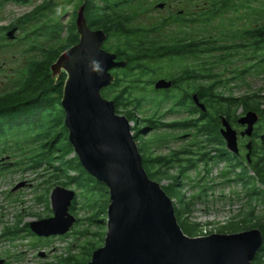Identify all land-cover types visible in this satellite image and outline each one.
Listing matches in <instances>:
<instances>
[{"label": "rangeland", "instance_id": "1", "mask_svg": "<svg viewBox=\"0 0 264 264\" xmlns=\"http://www.w3.org/2000/svg\"><path fill=\"white\" fill-rule=\"evenodd\" d=\"M45 1H50L49 5H43ZM80 1L30 0L28 3H21L16 0H0V96L15 93L31 86L40 76L52 74L50 65L68 46L66 38L72 30L70 21L74 19V14L81 6ZM94 1L99 4L105 2ZM109 1L114 3L117 0ZM213 1L119 0L118 5L113 7L116 13L129 15L130 18L122 29L124 31L111 29L103 46L108 51L121 49L125 54L133 55L137 61L132 63H140L143 68H132V71L120 68L112 72L114 78H119V81L117 85H112L107 90V96L118 93L126 85L134 86L125 78L137 81V88H130V96L133 94L132 97H139L140 105L138 108L123 105L118 111L119 114L127 112L130 117L132 133L136 136L135 141L139 137L153 139V146L155 145V148L151 149L153 155H165L168 154V150L189 147L195 152L192 156L198 157L204 150L199 147L204 143L188 146L194 139V130L184 123L181 124L183 120L193 116L186 110H176L179 108L173 106L175 111L168 113L169 107L173 105L169 100L159 107L152 106L151 100H154L156 95H153L148 80L166 78L179 69L192 67L202 73L203 77L181 83L179 90L191 88L195 84L209 83L211 81L208 77L209 72L215 73L217 79L221 80L222 88L225 89L222 91L223 95L229 94L239 98L259 91L264 93V66L263 70H260L258 69L260 65L254 64L255 67L240 71L259 57L251 55L248 48L219 50L218 58L216 52L207 51L194 55H173L168 50L174 47L165 46L168 44L166 42L180 38L199 39L208 35L219 37L218 40L221 42L223 34L226 36L232 31L238 34L246 27L264 22V0H229L217 14L211 15L207 10L211 8ZM162 2L164 5L159 7ZM199 13L203 15L198 18ZM23 18L26 21L19 25L14 38H9L7 28L21 22ZM189 18L197 19L187 21ZM52 26L55 30L53 33L44 29ZM136 40L147 42L146 46L141 47L138 52L131 53L129 46L136 45ZM243 52H249L246 55L248 59L243 57ZM63 73L66 75L65 72H61L57 78ZM57 78L51 75L53 81ZM219 88L221 86L218 87V91ZM230 106L232 110H237L238 115H242V108L237 106V101ZM64 116L65 114L55 126L51 139L56 135L68 136ZM147 118L164 124L153 128ZM238 126L237 123L233 124V127ZM254 127H258V133H264V123L256 122ZM11 130L15 131L0 138V260H2L0 264H46L68 253L78 254L79 246L86 245L89 240L102 238L99 241L102 245L109 200L106 202L100 197L97 198L98 195L89 197L88 194L81 193L82 189L69 182L66 172L57 174L54 169L61 159L72 157L74 151L69 153L68 147L57 139L52 147L49 140L47 145L39 150L38 142H29L19 136V145L16 146V137L13 134L20 128L13 127L9 131ZM242 140V144H246L247 139ZM238 149L244 157L246 148L242 145L238 146ZM40 151L45 155L42 165L31 168L30 162L40 157L37 156ZM229 157L232 158L231 155ZM3 162L7 164L3 166L1 164ZM229 162L234 163L232 160ZM166 170L170 177L160 176V181H155L161 185L174 181L173 192L169 195L174 205L177 204L178 197L183 202H190L189 213L186 215L189 217L188 220L202 224L197 236L247 230V225H242L238 231L232 226L235 221L244 218L250 211V205L240 181L235 179L229 181L235 178L233 173L237 172L229 167V163L213 159L207 163L198 161L195 167L182 174L178 164H172ZM249 173L253 174L251 171ZM62 182H66V185L60 184ZM57 185L75 191L76 203L70 212L78 220L63 235L37 236L31 233L28 227L26 229V224L52 215L50 193ZM253 204L252 202V206H255L254 214H264V206L260 202ZM86 229L89 233L83 234Z\"/></svg>", "mask_w": 264, "mask_h": 264}, {"label": "water", "instance_id": "2", "mask_svg": "<svg viewBox=\"0 0 264 264\" xmlns=\"http://www.w3.org/2000/svg\"><path fill=\"white\" fill-rule=\"evenodd\" d=\"M83 7L75 18L77 42L50 70L55 78L66 73L60 104L73 151L86 172L108 190L103 244L92 251L87 264H251L263 242L258 228L204 236H189L180 228L171 197L143 167L130 121L101 94L114 80L111 70L127 62L103 48L107 35L89 27ZM16 30L12 27L7 36L14 38ZM170 85L163 78L154 83L155 88ZM258 118L253 110L239 116L237 122L245 125L241 135L250 136ZM220 134L226 148L238 153L237 131L224 117ZM245 147L249 159L251 141ZM74 197L73 189L57 185L50 193L52 215L29 221L30 230L42 237L67 233L76 221L69 211Z\"/></svg>", "mask_w": 264, "mask_h": 264}, {"label": "trees", "instance_id": "3", "mask_svg": "<svg viewBox=\"0 0 264 264\" xmlns=\"http://www.w3.org/2000/svg\"><path fill=\"white\" fill-rule=\"evenodd\" d=\"M16 1L28 3L30 0ZM117 1L111 3L109 0H105L104 4H99L94 0H81L80 3L84 6L83 12L89 27L92 29H103L107 35L110 34L112 28H114L113 31H116L117 29L119 31L124 29L130 16H124L123 14L116 13L113 7L118 5ZM124 1L125 0H121V2ZM228 1L229 0H214L211 4V8L207 10L208 14H217L219 9L224 7ZM49 3L50 1H45L43 5L47 6ZM110 10H113L114 12L111 13ZM76 14H74V19L70 21L72 30L69 37L66 38V41L68 42L67 48L75 44L78 40V34L75 26ZM201 14L202 13H199L197 15L198 18ZM25 18H23L21 22L10 26L8 30L12 27L18 28L21 23L26 21ZM196 19L197 18H189L187 21H195ZM44 29L53 33L54 27L52 26ZM223 37V41L221 42L218 40L219 37H215L213 35H208L206 38L199 39L180 38L171 42H166L168 44L165 46L174 47L170 48L171 50H168L170 51L169 53L173 55H194L207 51L216 52L218 54V58L219 50L226 51L248 48L251 50V55H257L259 57L256 61L247 64L240 71L249 70L250 68L255 67L254 64L260 65L258 69L263 70L264 22L257 23L253 27H246L238 34H236L235 31L230 32L226 36L223 34ZM136 42V45L131 44V46H129L130 51H132L131 53L138 52V50H140L141 47H145L147 43L138 40H136ZM144 49L147 50L146 48ZM114 52L117 56H120L121 60H126L127 63L124 69L132 71V68H143L140 63H132L137 61V58L133 55L125 54L121 49H116ZM247 54H249V52L242 53V55H244L243 57L248 59V56H246ZM133 65L134 67H132ZM206 70L208 71V68ZM128 74H130V72H128ZM198 77H203V74L192 67L179 69L175 72V74L172 73L166 78L163 77L165 80H169V78H171L173 83L176 84V87L174 88L175 91H173H180L182 95L179 98H174L172 94L161 98L154 96L155 99L151 100V104L156 108L161 106V104L165 101L169 100L171 101V105H173L169 107L168 113L175 111L173 108L174 106L179 108L176 110L184 109L187 113L193 115L192 117L183 120L181 124L184 123V125L189 126L194 130V139H192V142H190L188 146L204 143V145L199 147L201 150H204L198 154V157L192 156L195 155V152L189 147H185L183 151L173 149L168 154L157 156L153 155L151 150L153 147L155 148V145L153 146L152 143L153 139L151 137H139L136 144L142 157L143 167L151 179L160 181V176L162 177L165 175L170 177L166 168L172 164H178L180 173L182 174L186 170L195 167L198 161H204L207 163L208 161L214 159L215 161L224 160L226 163H229V167L232 168V170L237 171L236 173H233L235 174V178H231L229 181H233L234 179L240 181L242 188H245V191L243 192L247 196L248 203L250 205V211L244 215V218L235 221L232 226L235 231H238L242 225H247V229L258 228L261 231L263 235V242L252 259L251 264H264V214H254L255 206H252V202L254 203L253 205L260 202L264 206V133H258V127H254L257 133V139L252 144L249 159L246 157L247 149L244 157L242 156L243 154L239 155V152L234 153L229 151L226 148L225 140L220 134L222 117L229 121L230 124H235L238 117L241 116L238 115L237 110H232L230 106L231 104H234L235 101H237V106L242 108V115L249 110H253L259 116L257 123H264V93L259 91L240 96L239 98L230 96L229 94L223 95L224 92L222 91L225 89L222 88L221 80L217 79V75L215 73L209 74V72L208 77L211 79L209 83L195 84L192 85L191 88L186 87L179 90L178 84L183 82L186 83L187 81ZM65 78L66 75L63 73L59 78H57V80L53 81L51 79V75L47 73L40 76L35 83L31 84V86L22 88L12 94L10 93L0 96V138H2L5 134H11L15 131H9L11 128L19 127V131L21 132L16 131L13 134L16 137V146L19 145V136H22L29 142H38L37 146L39 147V150H42L44 146L47 145L49 140L51 142V147L52 144L58 140L61 144L68 147L69 153H72V145L66 136L56 135V137L51 139L53 137L51 134L54 132L55 126L64 114L60 100ZM125 79H128V83H133L134 86L131 87V85H126L120 89L118 93L107 96V90H109L112 85H117L119 81V78H114L111 85L101 91L102 96L114 101V108L117 113H119L118 108H122L123 105L138 108V105L141 103L139 101V97H132L133 94L130 96V88H137V81L132 78ZM147 83L151 86L152 80H148ZM219 86H221L222 89L219 88L220 90L218 91L217 89ZM153 95H155L154 91ZM195 99L204 105V110L200 108ZM126 113L127 112H124L123 114L130 121V117ZM152 116L154 117L153 114ZM146 120L152 124L151 126L155 127L159 124H164L160 121H156L155 119L152 120L147 118ZM260 136L262 138H260ZM243 146L245 147V145ZM180 153H182V155H180ZM43 154L44 152L40 151L37 155L40 157L30 162L31 168L42 165V159L45 158V155ZM229 155H231L232 158H230ZM228 158L234 161V163L229 162L230 160ZM52 160L54 161V159ZM54 169L58 172L57 174L66 172L68 174L67 178L69 179V182L82 189L81 193L88 194L89 197L98 195L97 198L100 197L102 200L107 202V187L104 183L97 181L90 174H88V172H86L76 154H73V156L69 159H61L59 164L54 166ZM227 171L229 170L227 169ZM250 171L253 174H250ZM71 172H74V174H71ZM173 182L174 181H170L167 185H161L168 195L173 192V187L175 186ZM60 184L66 185V182H62ZM75 203L76 197L72 200L69 211L74 208ZM189 205L190 202H183L181 201V198L178 197L177 204L174 205L176 219L185 234L189 236H197V232L201 231L200 229L202 228V224H200V222L188 220L189 217L187 216L189 213ZM76 220H78V218H76ZM86 233H89L87 229L83 232V234ZM100 240H102V238ZM100 240L99 238L92 241L89 240L86 242V245L79 246V255L76 253H68L66 256H59L55 260L47 262L46 264H87L92 251L101 246L99 243Z\"/></svg>", "mask_w": 264, "mask_h": 264}, {"label": "flooded vegetation", "instance_id": "4", "mask_svg": "<svg viewBox=\"0 0 264 264\" xmlns=\"http://www.w3.org/2000/svg\"><path fill=\"white\" fill-rule=\"evenodd\" d=\"M163 4H164V2H162ZM180 12V14L182 13V10H180L179 11ZM8 29V28H7ZM6 29V30H7ZM107 35V34H106ZM107 37H108V35H107ZM107 37H106V39H107ZM106 39H105V41H106ZM104 41V42H105ZM103 48H105L104 46H103ZM117 59H120V56H117ZM124 68V67H123ZM117 69H120V68H117ZM116 69H113V70H111V73L112 72H114ZM158 79H156V80H153L152 81V83H151V91L153 92L154 91V94L156 95V96H158V97H165V96H167V95H170V94H172L173 95V97L175 98V97H177V98H179V97H181V95H182V93L179 91H177V92H173V90H175L174 88L176 87V84L175 83H173V80L171 79V78H169V80H171L172 81V83H171V85L169 86V87H167V88H155V86H154V83L157 81ZM181 84V83H180ZM180 84H178V86H180ZM236 123H237V121H236ZM237 124H239V123H237ZM152 125V124H151ZM231 126H232V128L233 129H235L236 131H237V142H238V146L239 147H242V145H245V143H243L242 144V142H243V138H246L247 139V141H246V143L248 142V141H251V144H253L255 141H256V139H257V133H256V131H255V128H253V131H252V134L250 135V136H247V135H241V131L245 128V125H241V124H239V126L238 127H233V124H231ZM153 128L155 127V126H152ZM134 136H135V134H133ZM260 138H262L261 136H260ZM179 150H181V151H183L184 150V148L183 149H179ZM171 150H168V153L170 152ZM241 153H240V151H239V155H240ZM180 155H182V153H180ZM3 166H5L7 163H1ZM27 227L29 228L28 230H30V227H29V222L26 224V229H27ZM30 232L32 233V231L30 230ZM54 236V235H53ZM42 237V236H41Z\"/></svg>", "mask_w": 264, "mask_h": 264}]
</instances>
